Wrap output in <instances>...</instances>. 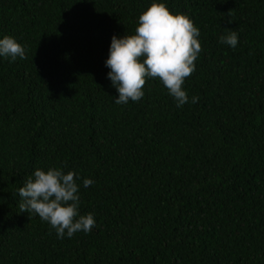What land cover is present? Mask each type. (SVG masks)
<instances>
[{
  "label": "trees",
  "instance_id": "1",
  "mask_svg": "<svg viewBox=\"0 0 264 264\" xmlns=\"http://www.w3.org/2000/svg\"><path fill=\"white\" fill-rule=\"evenodd\" d=\"M153 2L200 33L179 108L151 78L118 105L107 78ZM5 36L26 59L0 57V264H264V0H0ZM49 168L76 173L89 233L21 212Z\"/></svg>",
  "mask_w": 264,
  "mask_h": 264
},
{
  "label": "clouds",
  "instance_id": "2",
  "mask_svg": "<svg viewBox=\"0 0 264 264\" xmlns=\"http://www.w3.org/2000/svg\"><path fill=\"white\" fill-rule=\"evenodd\" d=\"M219 40L235 48L238 33L224 29ZM200 33L193 21L184 14L173 15L164 3L153 2L138 18L135 34L123 38L113 36L105 66L110 69L107 78L115 88L116 104L137 102L144 96L148 78L159 79L179 108L189 102L183 84L195 71V61L202 51ZM0 57L26 59L25 48L13 37L0 39ZM199 97L193 96L192 103ZM76 173L67 174L60 168L47 171L36 169L23 187L21 212L35 213L55 229L58 238H71L77 232L89 233L95 227L93 214L79 215V186ZM94 183L84 179L83 186Z\"/></svg>",
  "mask_w": 264,
  "mask_h": 264
}]
</instances>
